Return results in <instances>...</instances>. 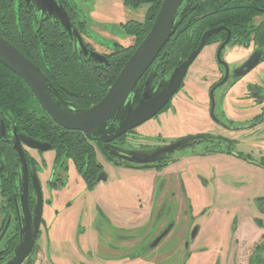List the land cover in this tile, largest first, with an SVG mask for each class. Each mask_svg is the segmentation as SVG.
I'll list each match as a JSON object with an SVG mask.
<instances>
[{"label": "flooded vegetation", "instance_id": "1", "mask_svg": "<svg viewBox=\"0 0 264 264\" xmlns=\"http://www.w3.org/2000/svg\"><path fill=\"white\" fill-rule=\"evenodd\" d=\"M8 1L11 5V19L9 15L0 19V37L10 43L47 78V71H43L39 66L41 64L34 59L35 53L46 52V31H49L50 27L57 28L60 37L67 35L68 38H73L72 33L66 30L64 23L57 16L48 15L45 9H41V0ZM54 1L66 13L70 29H75L82 39L81 35L87 34V32L83 22L78 20L76 14L74 15L70 0ZM202 1L205 2V0H192V4ZM206 2H209V5H225L231 8L244 6L250 2L257 10V14L249 18L244 30L239 34L233 33L226 27L230 32V37L223 50L229 45L227 51L236 50L243 54L240 59L242 60L241 64L228 72L229 78L236 77V81L231 87V89H235V83L243 80L244 76L264 62V40L260 39V35L259 40L255 39V34L260 33V28L264 26V0H207ZM110 30L106 29L107 32H115L113 28ZM211 37L212 35L206 39L205 45L196 58L208 46L210 47L208 50H213V55H208V57L216 59L217 48L227 37L226 30L224 39L208 42ZM83 44L89 52H95L94 47L84 41ZM77 49H80L79 45ZM25 53L29 57H26ZM102 55L105 58L107 54ZM252 56L258 58L257 63L242 74L245 70L244 64L248 60L254 61L251 59ZM221 60L228 66L226 58H221ZM212 65L217 71V73L211 72L214 76L208 77L207 73H204L203 67H198L194 71L193 81L199 83L196 103L188 96L179 100L182 103L181 106L185 108L192 105L190 112L186 109L178 111L171 103L183 84L182 80L176 92L155 116L140 125L127 128L119 136L104 142L97 138L102 135L109 136L118 130L122 118L127 116L135 101L142 97L147 79L151 75L148 71L150 67L132 90L129 102L124 103L117 111L118 119L100 126L99 128L102 130H91L90 136H88L82 132L64 129L57 124L33 129L30 124L26 123L24 107L20 106L14 112L12 109L14 105L3 97L4 94L9 93V84H17L16 78L19 77L0 63V66L12 74L11 77L0 68V264H9L16 259V250L25 241L26 236L27 239L33 237V242L28 254L19 264H35L36 260V264H50L48 257L66 264H150L155 251L160 247L159 244L164 237L172 234L176 225L173 222L155 224V220L152 219L154 201L155 199L163 200L165 197L173 198L174 194L171 189L173 182H176L178 189L185 197L183 176L188 167L202 165L206 163L205 160L208 163H213L216 157H210L209 154L215 149L218 150V155H227L247 165L252 163L250 165L264 171V163L261 162L263 166L259 164V160L264 158L263 155L255 158L244 153V150L242 152L235 151L241 133L236 138L222 135L216 130L218 127L222 130H229L228 132H240L241 130L245 132L257 129L264 123V94L261 95L258 92L259 87H254L255 84H248V91L240 96L234 95V100L231 103L248 98L253 103L261 105V110L258 115L253 117V122L239 126H237L238 124H228L226 119L219 118V114L222 112L218 115L213 114L216 107L215 91L225 83L215 89L213 87L223 78L225 67L214 63V60ZM218 74L219 76L215 80ZM206 76L208 80L205 79ZM19 79L23 81L21 78ZM159 82L156 83L151 75L150 83L146 89L148 96L154 97L158 88L163 89L166 83ZM235 91L237 93L236 89ZM51 96L54 99L55 95L51 93ZM228 96L227 98H229ZM57 99L62 107L67 108L65 106L67 102L61 94ZM191 101L194 103H190ZM72 103L74 104V102ZM38 107L40 108L39 105ZM161 119L164 120V125L152 122L153 120L160 122ZM185 121L205 122V125L202 127L193 123L189 129H184L179 123ZM169 122L174 124L167 127ZM247 135L244 133L241 139ZM91 136L94 139H89ZM151 136L155 140H149ZM74 139L84 140L79 152L73 151L74 146L78 143L73 141ZM29 140L32 143L35 142L34 144L37 142L44 148L39 149L28 145L27 141ZM146 140L150 142H146ZM241 143L243 145L242 141ZM199 145H202L201 149L172 156V153L177 150ZM83 147L85 150L87 148L90 150L88 155L82 153ZM109 150L115 154L119 153L140 161H147L139 163L126 161L112 156ZM79 155L84 156L79 157ZM233 166L230 165L231 169ZM40 167L44 170H38ZM73 167L86 189V202L83 211L79 204L72 207L70 192L64 188L67 185L65 181L68 178V170ZM156 176H161L162 179H157ZM187 176L194 186L201 185L200 178L205 180L202 175L194 172ZM223 178L228 180L226 176ZM112 182L122 183L119 184V193L114 196H106L105 201L101 203L100 195L94 194L98 190L102 192L104 187ZM216 182L220 183L218 180ZM241 184L242 181L221 185L226 189L229 185L240 186ZM235 191L245 193V190L237 189ZM261 197L254 198L252 202ZM80 217L81 222L77 224L76 236L73 235L69 225L61 224L65 219L73 221ZM195 228L197 230L192 238ZM197 233L198 227L195 226L191 231V239H194ZM149 238L150 240L146 244ZM36 254L42 256L38 258ZM194 255L189 254L187 259Z\"/></svg>", "mask_w": 264, "mask_h": 264}, {"label": "rangeland", "instance_id": "2", "mask_svg": "<svg viewBox=\"0 0 264 264\" xmlns=\"http://www.w3.org/2000/svg\"><path fill=\"white\" fill-rule=\"evenodd\" d=\"M191 3L192 0H187L185 4L188 5ZM70 4L73 8L74 15L76 14L78 20L83 22L84 28L87 32V34L81 35L83 41L89 46L94 47L95 52L101 55L111 53L114 49L113 44L115 43L121 45L122 47L124 46L125 48L134 45V36L126 35L124 33V26L126 24L129 26L130 24L134 23H143L146 18V13L149 9L148 3L133 7L125 5L124 0H70ZM201 14L202 13H200V15L195 14L194 16L190 17L189 21L198 19ZM9 15L11 17V13H9ZM187 24L188 19H186L184 26ZM220 27L223 29H221L216 34L222 31L225 32L227 29L223 26L211 29ZM111 28L115 29V32L106 31V29L111 31ZM141 41L136 45V47L141 43ZM168 41L163 45V47L168 43ZM228 48L229 45L222 51L221 58L225 59L227 56L228 59H231L230 63L227 61L229 70L231 72L241 64L240 62H242V60L239 58H241L243 54L235 52L228 53ZM208 49H210V47L206 46L200 56L196 58V60L191 64L187 75L183 79V84L179 92L177 93L176 97L171 100V103L176 108V110L182 111L183 109H186L190 112L192 106L185 108L181 106L182 103L179 101L185 96L192 98V100L196 103L198 91L197 85L199 84L196 81H193V77L195 76L194 71L196 68L203 67L204 73H207L208 77L214 76L211 74V72L217 73V71H215V66L212 65L213 60L214 63H217L216 59L213 57H208V55H213V50ZM161 50L160 52L162 53L163 50ZM237 59L239 60L237 61ZM46 66L47 64H43L40 65V68L43 71H47ZM207 76L205 79L208 80ZM218 76L219 74L216 76L215 80L218 78ZM235 81V76L230 77L223 86L217 88L215 91L216 107L213 111V114L215 113L214 115H218L220 112H222V114H219V118L224 120L226 119L228 124H238L237 126H239L248 124L247 122H253V117L260 113L261 105L253 103L248 98L238 100L237 103H231L233 101L227 98V95L230 97L236 94L239 96L242 95L245 91H248V84H255L254 87H259L258 92L263 95L264 62L259 64L249 74L244 76L243 80L235 83V89L237 90V93H234L236 91L231 89ZM201 84L203 85V83ZM227 92L229 93L227 94ZM69 94L70 93L67 91V93H64L63 95L64 100L67 102L65 105L67 108L62 107V104H59L60 101H58L57 98H55L57 100L56 104L61 108L72 112H78L87 109L77 108L76 104L72 103L73 101L71 100L73 99ZM223 97H225L224 100ZM129 99L130 95L126 99L125 103H128ZM30 115L32 116L33 114L30 113ZM152 122H156L159 125L165 124L164 120L160 122L153 120ZM193 123H195L196 126L204 127L205 125V122L198 121L180 122L179 125L183 126L184 129H189ZM173 124L174 123L169 122L166 126L171 127ZM91 130L93 129H90V131ZM254 131L255 132H252L249 136V145L241 147L240 140L242 135L239 137V144L235 151L242 152V150H244V153H252L253 155L257 153V150L252 145V139H259L262 136L263 131H258L256 129H254ZM149 138V140H155V138L152 136ZM146 142L150 141L146 140ZM202 145L177 150L172 153V156L193 152V150L201 149ZM217 155L218 150L215 149L209 154L210 157H215ZM205 161L206 163L202 165H193L188 167L186 169V174L184 172L183 183L185 197L182 191L178 189L176 182H173L171 185L172 194H174L173 198L165 197L163 200L155 199L154 210L152 214V219L155 220V224L158 222H173L174 225H176L172 234L170 236L164 237L163 241L159 244L160 247L157 248L155 254L153 253V261L150 264H249V259L252 256L254 247L258 245L262 240V237H264V227H259L256 222V220H259L262 223L264 222V206L263 209H260L256 201L252 203L248 201L251 193L262 190L261 185H264V182H262V173L258 174V172H249L247 168H243V171L240 169H231L226 166L216 165L214 162L208 163L207 160ZM38 170L44 169L40 167ZM191 172L200 174L205 179H199L201 182L200 186H197V184L194 186V183L191 182L190 178L187 176ZM224 176L228 177L230 180H226L223 178ZM156 178L162 179L161 176H156ZM217 180L220 181V183H217ZM231 180H245L244 185L247 186V193L245 197L240 192L230 190V185L226 189L222 187L221 184H228ZM252 182L254 184L253 190L250 191V187L247 184ZM65 183L67 185H65L64 188L70 192V201L72 202V207H74L76 204H79L81 205V209L83 211L86 202V189L77 172L74 170V167L68 170V178ZM119 184L121 185L122 183H109L104 187L102 192L98 190L94 195H100L99 200L102 203L105 201L104 199L106 196H114L119 193ZM263 197L264 196L261 198ZM159 207L160 209L158 210ZM80 222L81 217L78 220L73 221L65 219L61 222V224L69 225L73 235L76 236L78 227L77 224H80ZM195 226L198 227V233L194 239H191V231ZM150 238L147 239L146 244ZM189 254L198 255L194 258L191 257L187 259ZM36 256L40 258L42 255L36 254ZM43 258L46 257L43 256ZM48 260L50 264H66L63 261L54 260V258L48 257ZM262 264H264V259Z\"/></svg>", "mask_w": 264, "mask_h": 264}, {"label": "trees", "instance_id": "3", "mask_svg": "<svg viewBox=\"0 0 264 264\" xmlns=\"http://www.w3.org/2000/svg\"><path fill=\"white\" fill-rule=\"evenodd\" d=\"M187 0L184 1L186 3ZM200 2L197 4H183L180 7L179 15L174 25V33L168 43L163 47L162 53L158 54L155 61L149 68V73L156 81L165 84L173 69L181 61H185L188 55L197 47L201 35L207 30L219 26L227 27L233 33H240L244 30V26L248 23L249 18L257 14L254 6L247 2L246 5L233 6L232 8L225 5H209V2ZM125 5L137 7L140 4L148 3L149 9L146 13V18L143 23H134L124 26V33L128 36H134L135 44L130 47H122L115 43L113 51L105 56V63H98L90 56H85L80 49H75L73 38L60 37L57 28L48 29L46 31V52L35 53V60L41 65L47 64V79L49 91L57 98L60 94L70 93L74 104L77 108H88L97 103L106 93L108 87L115 80L119 71L130 57L136 45L148 33L155 13L157 12L160 0H124ZM184 8V10H183ZM181 11V12H180ZM184 11V12H183ZM210 11V13H208ZM11 13V5L8 0H0V19L5 18ZM201 16L196 20H190V17L196 15ZM10 17V15H9ZM11 19V17H10ZM186 19L188 24L184 26ZM123 27V26H122ZM43 30V29H42ZM238 31V32H235ZM260 33L255 34V39L264 40V26L260 28ZM225 32L212 35L209 41H218L224 39ZM29 57L28 54H24ZM40 66V65H39ZM10 76L9 70L0 66ZM150 75V77H151ZM12 77V76H11ZM72 78V79H71ZM17 79V84H9V93L3 95L7 102L14 105V112L17 108L24 107V117L26 123L30 124L33 129L42 128L49 124L55 125L49 116L38 107L36 100L28 88V86ZM11 82V81H10ZM159 82V83H160ZM65 91H61V90ZM23 111V110H22ZM30 113L33 115L31 116ZM264 113V109H263ZM94 129H100L97 127ZM89 139H94L93 136ZM78 142L74 148V152H79L82 149L81 144H84L82 139H74ZM90 150L83 147L84 154H89ZM84 155H79L83 157ZM264 163V158H261ZM263 166V165H262ZM257 205L260 209L264 206V197L257 199ZM259 227H264V224L256 220ZM264 259V237L252 251V256L249 259V264H262Z\"/></svg>", "mask_w": 264, "mask_h": 264}, {"label": "water", "instance_id": "4", "mask_svg": "<svg viewBox=\"0 0 264 264\" xmlns=\"http://www.w3.org/2000/svg\"><path fill=\"white\" fill-rule=\"evenodd\" d=\"M185 0H161L158 12L154 18V21L150 27V30L141 41V43L135 48L132 55L119 71L115 80L108 87L104 96L94 105L89 108L72 112L65 110L58 106L53 100L49 91V84L47 78L41 74L31 62H29L19 51H17L10 43L0 37V63L6 68L21 78L28 86L35 100L40 108L51 118V120L58 126L73 131L82 132L90 136V129H94L102 126L110 121H116L117 111L125 103L126 99L134 89L135 85L143 74L148 70L157 54L160 52L163 45L170 39L173 34V28L181 5L185 4ZM41 9L48 13V15L57 16L63 23L67 31H70V24L67 20L66 13L62 8L58 7L54 0H41ZM181 12V11H180ZM222 27L211 29L206 31L200 40L198 47L188 56V58L180 63L170 75L168 81L163 86V89L158 88L155 96H148L146 89L148 83H150V77L146 82V88L142 93V97L135 101L132 109L128 112L127 116L122 118L121 126L109 136H100L97 138L99 141L108 142L110 138H115L123 133L127 128L140 125L147 119L155 116L157 112L169 101L170 97L176 92L183 77L188 69L189 65L199 54L202 47L205 45L206 39L219 32ZM227 37L219 45L216 51V61L220 65L224 66L223 78L213 87H219L227 82L229 78V69L225 62L221 60V51L229 41L230 32L226 29ZM73 34L76 36L79 47L84 55H89L93 60L104 61L103 55L88 51L84 48L81 39L79 38L75 29ZM254 61H247L245 70L242 74L253 68L258 61V58L251 57ZM105 62V61H104ZM212 89V90H213ZM28 145L34 148H44L36 142L32 143L31 140L27 141ZM112 156H116L126 161L131 162H146L147 160L140 161L123 154H115L109 150ZM196 228L192 233V238L196 232ZM19 245L16 250L14 259L9 264H19L28 254L32 242V239H27Z\"/></svg>", "mask_w": 264, "mask_h": 264}, {"label": "crops", "instance_id": "5", "mask_svg": "<svg viewBox=\"0 0 264 264\" xmlns=\"http://www.w3.org/2000/svg\"><path fill=\"white\" fill-rule=\"evenodd\" d=\"M232 52H235V53H239V54H242V52L241 51H236V50H230L228 53H232ZM227 53V54H228ZM226 54V55H227ZM243 56V55H242ZM239 59H241V58H239ZM239 59H237V61L239 60ZM226 60L227 61H229V63H230V61H231V59H228L227 58V56H226ZM232 90L233 91H235V89H233L232 88ZM205 93V92H204ZM235 93V92H234ZM231 100H234L233 99V97H235V96H228ZM190 103H194L193 101H191ZM192 106V105H191ZM219 133H221L222 135H225V136H231V137H238L237 135H239L240 133H241V135H243L244 133L245 134H248L247 136H245V138H242L240 141H242L243 142V145H242V143H241V147H243V146H245V145H249V143H250V134L252 133V132H255L254 131V129L253 130H248V131H240V132H228L229 130H222V129H220L219 127H218V129H216ZM256 130H262L263 131V134H262V136L259 138V139H252V145H253V147L257 150V153L255 154V155H253L252 153L250 154L252 157H255V158H257V157H259V156H262V155H264V123H262L261 125H259L258 126V128L256 129ZM216 157V159H215V161H214V163L216 164V165H220V166H226V167H229V168H232V167H230V165L232 164V165H234L233 166V169H240V170H242L243 171V168H247V170L249 171V172H258V174L259 173H262V175H263V179H262V182H264V171H261V170H259V169H257V167L256 166H253V165H247L246 163H243V162H241V161H238V160H236V159H234V158H232V157H228V156H226V155H217V156H215ZM250 168H251V171H250ZM255 174H257V173H255ZM228 180H230V179H228ZM240 181H242V180H236V181H234V180H231L230 182H240ZM244 182H245V180H243L242 181V184L240 185V186H238V185H230L229 186V189L230 190H237V189H239V190H245V193L244 194H242L244 197H245V195H246V193H247V189H246V187L247 186H245L244 185ZM247 185H249V187H250V191H252L253 190V182L252 183H248ZM261 188H262V190L261 191H259V192H254V193H251L250 194V198H249V202H251L252 203V201H253V199H254V197H260V196H264V185H261ZM240 193H242V191H240ZM263 224H264V222H263ZM198 254H195L193 257H195V256H197Z\"/></svg>", "mask_w": 264, "mask_h": 264}, {"label": "bare ground", "instance_id": "6", "mask_svg": "<svg viewBox=\"0 0 264 264\" xmlns=\"http://www.w3.org/2000/svg\"><path fill=\"white\" fill-rule=\"evenodd\" d=\"M68 32H70V33H72V35H73V37L75 38V41H74V43H73V47L76 49L77 47H78V45H79V43H78V40H77V38H76V36H74V34H73V30H71L70 29V31H68ZM69 33V34H70ZM78 34V33H77ZM71 35V34H70ZM79 36V35H78ZM79 38L81 39V37L79 36ZM81 41H82V39H81ZM82 43H83V41H82ZM83 46H84V44H83ZM85 48V47H84ZM81 50V49H80ZM82 51V50H81ZM97 61V60H96ZM98 62H100V61H98ZM103 62V61H102ZM33 95V94H32ZM34 97V96H33Z\"/></svg>", "mask_w": 264, "mask_h": 264}]
</instances>
